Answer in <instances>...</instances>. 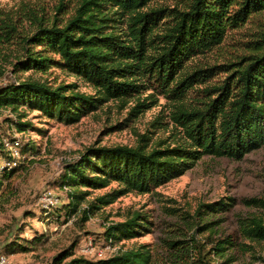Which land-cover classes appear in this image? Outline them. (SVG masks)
I'll use <instances>...</instances> for the list:
<instances>
[{
  "label": "trees",
  "instance_id": "16d2710c",
  "mask_svg": "<svg viewBox=\"0 0 264 264\" xmlns=\"http://www.w3.org/2000/svg\"><path fill=\"white\" fill-rule=\"evenodd\" d=\"M152 1L76 0L74 13L65 22L45 24L43 19H34L35 28L28 34H21L22 17L0 19V59L1 49L17 38L24 51L12 63L13 75L59 67L96 89L95 94H90L79 91L75 83L53 86L30 78L16 79L0 85V110L9 107L22 117L19 109L25 106L50 119L73 124L110 100L126 104L137 97L130 109L134 116L155 104L159 95L173 102L171 118L178 134L174 146L159 142L149 148L142 135L136 146H90L78 160L67 163L60 185L69 190L70 200L62 209L67 219L79 216L81 224L123 195L155 192L192 169L204 156L241 160L264 147V0H183L182 5L173 7L152 6ZM63 5L60 3L57 10L61 11ZM249 22L253 26L236 45L245 63L221 83L207 85L220 70L231 71L230 65L186 70L187 61L219 47L229 31ZM5 65L7 61L0 65V77ZM148 90L152 92L141 99ZM9 120L20 130L28 124ZM0 144L5 158L11 160L4 143ZM20 150L24 155L22 143ZM21 165L20 162L0 172V191L1 177ZM113 181L118 188L83 205L90 194L84 188H105ZM241 203L254 211L238 215L231 232L213 229L222 220L204 224L197 220L207 214L229 212L238 204L236 197L200 202L193 213L166 206V214L195 225L189 237H184L187 232L180 227V237L168 239V247L181 256L183 264H211L214 256L230 264L237 260L236 254H253L259 247L264 250V196L244 197ZM150 217L146 211H133L123 221L110 224L105 237L113 244L146 235L151 230ZM201 234L205 235L198 238ZM13 245L22 251L29 248L17 242ZM75 245L62 249L53 264L155 261L150 243L97 261L76 256ZM229 251L232 252L228 254Z\"/></svg>",
  "mask_w": 264,
  "mask_h": 264
},
{
  "label": "rangeland",
  "instance_id": "374dc122",
  "mask_svg": "<svg viewBox=\"0 0 264 264\" xmlns=\"http://www.w3.org/2000/svg\"><path fill=\"white\" fill-rule=\"evenodd\" d=\"M60 3L64 4L61 11L57 10ZM179 4L182 5L183 0L151 2L152 6L173 7ZM75 5L76 0H0V19L15 20L22 17L21 34H28L35 28L34 19H43L45 24L65 22L74 13ZM250 26H253L252 22L241 29L229 31L228 37L219 47L187 61L186 70L197 66L230 65L231 71L218 68L219 73L207 85L221 83L227 74L244 65L240 56L243 52L236 45ZM19 40L17 38L7 48L1 49L0 65L5 61L7 65L0 77V85L30 78L53 86L75 83L81 92L96 93V89L83 78L59 67L47 72L29 70L13 75L12 63L24 54ZM151 92L148 90L143 93L141 99ZM136 99L131 98L126 104L110 100L73 124L50 119L38 110H27L25 106L19 109L22 117L9 107L0 110V143H4L12 156L11 160H7L0 148V172L6 167L13 168L22 163L13 173L1 177L0 264H53L54 257L74 243L75 255L91 261L108 258L120 250L142 243H150L155 257L153 264H183L181 256L168 247L167 240L180 237V227L187 232L184 237H189L195 225L179 216L166 214V206L181 207L193 213L200 202H211L226 196L236 197L238 204L229 212L207 214L197 220L200 224L222 220L213 225V229L227 232L236 228L238 215L254 211L244 206L241 199L264 196V147L246 154L241 160L204 156L192 169L160 186L155 192L123 195L84 224L78 222L79 216L67 219L62 207L70 200L69 190L60 185L61 177L67 163L78 160L88 147L136 146L142 135L146 136L143 143H147L149 148L159 142H163L162 146H174L177 143L178 134L171 118L173 102L159 95L155 104L134 116L130 114V109L137 103ZM9 119L29 125L26 124L25 129L20 130L18 124ZM21 143L25 149L24 155L20 150ZM118 187L119 184L113 181L105 188H84L90 194L83 205ZM138 210L151 215L149 233L113 244L106 239L105 231L110 224L123 221ZM16 242L26 245L28 250L14 248ZM259 255L261 258H258ZM236 256L237 260L230 264H264L262 247L256 253ZM224 260L214 256L211 264H223Z\"/></svg>",
  "mask_w": 264,
  "mask_h": 264
}]
</instances>
